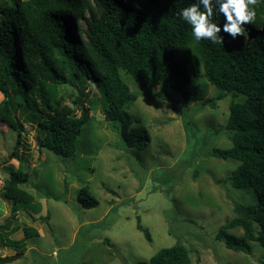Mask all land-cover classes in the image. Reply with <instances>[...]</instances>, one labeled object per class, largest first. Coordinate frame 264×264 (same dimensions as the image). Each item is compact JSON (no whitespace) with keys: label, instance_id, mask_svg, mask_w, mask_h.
<instances>
[{"label":"trees","instance_id":"obj_1","mask_svg":"<svg viewBox=\"0 0 264 264\" xmlns=\"http://www.w3.org/2000/svg\"><path fill=\"white\" fill-rule=\"evenodd\" d=\"M191 2L0 0V124L16 132L15 145L3 162L12 157L18 160L16 168L6 165L0 191L2 198L13 203L11 218L22 206L40 209L22 186L30 179V166L18 151L23 130L18 110L33 123L38 148L61 159L76 157V139L92 116L89 110L96 106L126 146L143 149L148 145L146 126L128 111L137 93L122 79L124 72L140 86H160L150 98L173 102L174 93L180 92L186 101L215 108L219 100L230 97L227 118L220 126L229 145H214L206 152L238 162L215 182L228 183L249 196L233 203L234 215L214 236L227 249L251 254L255 244L264 250V0H257L256 19L244 25V37L233 40L221 32L222 46L194 40L191 27L179 16ZM213 22L222 25V14ZM63 85L75 89L72 102L78 113L57 98ZM211 86L213 95H209ZM35 90L41 107L31 103ZM77 198L84 207L96 204L86 187ZM136 228L148 235L139 216ZM233 228H240L241 234L233 233ZM22 230L27 237L39 234L31 226ZM13 257L0 256V263ZM135 264L193 263L189 249L176 242Z\"/></svg>","mask_w":264,"mask_h":264},{"label":"rangeland","instance_id":"obj_2","mask_svg":"<svg viewBox=\"0 0 264 264\" xmlns=\"http://www.w3.org/2000/svg\"><path fill=\"white\" fill-rule=\"evenodd\" d=\"M121 77L137 93L128 111L149 133L150 142L143 149L126 146L96 106L76 139V157L61 159L38 148L33 123L18 110L23 127L18 151L30 166V179L22 186L40 209L22 206L11 218L13 203L0 196V250L14 256L0 264H121L114 250L127 264H135L176 242L189 249L193 264H264L260 246L254 244L252 253L245 254L227 249L214 236L234 215L233 203L249 196L228 183L215 182L238 162L206 152L214 145H229L220 126L227 118L230 97L219 100L215 108L186 101L180 92L169 102L150 98L160 86H140L124 72ZM214 93L211 86L209 95ZM39 94L31 92L33 106L41 107ZM75 95L74 88L63 85L57 98L78 113L72 102ZM15 141L16 132L0 124V191L6 165L18 164L16 157L3 162ZM83 187L96 200L94 206L84 207L78 200ZM137 216L148 235L136 228ZM6 219L10 226L1 229ZM24 226L39 234L25 236Z\"/></svg>","mask_w":264,"mask_h":264},{"label":"clouds","instance_id":"obj_3","mask_svg":"<svg viewBox=\"0 0 264 264\" xmlns=\"http://www.w3.org/2000/svg\"><path fill=\"white\" fill-rule=\"evenodd\" d=\"M257 0H192L188 7L180 10V19L191 27V35L196 41L209 40L223 45L224 36L233 40L246 32L244 25L256 19ZM223 16V24L213 22Z\"/></svg>","mask_w":264,"mask_h":264},{"label":"water","instance_id":"obj_4","mask_svg":"<svg viewBox=\"0 0 264 264\" xmlns=\"http://www.w3.org/2000/svg\"><path fill=\"white\" fill-rule=\"evenodd\" d=\"M10 226V220L6 219L5 224L1 227V229H7ZM114 253L121 264H127L124 256L117 250H114Z\"/></svg>","mask_w":264,"mask_h":264},{"label":"built area","instance_id":"obj_5","mask_svg":"<svg viewBox=\"0 0 264 264\" xmlns=\"http://www.w3.org/2000/svg\"><path fill=\"white\" fill-rule=\"evenodd\" d=\"M4 254H2L1 250H0V256H3Z\"/></svg>","mask_w":264,"mask_h":264}]
</instances>
